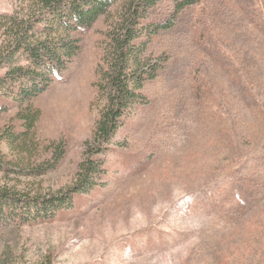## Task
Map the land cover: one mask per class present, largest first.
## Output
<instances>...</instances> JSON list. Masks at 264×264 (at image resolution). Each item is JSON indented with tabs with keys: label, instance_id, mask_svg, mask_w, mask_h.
Here are the masks:
<instances>
[{
	"label": "rangeland",
	"instance_id": "374dc122",
	"mask_svg": "<svg viewBox=\"0 0 264 264\" xmlns=\"http://www.w3.org/2000/svg\"><path fill=\"white\" fill-rule=\"evenodd\" d=\"M124 2L64 31L74 53L23 99L4 79L30 63L21 50L8 59L7 40L10 17L35 16V4L0 0V138H15L1 143L0 185L62 195L76 181L95 149ZM147 23L161 27L137 36L135 55L156 75L138 89L145 102L90 154L103 171L97 186L49 219L32 212L0 225V264H264V0L179 11L160 0ZM36 110L28 132L22 114Z\"/></svg>",
	"mask_w": 264,
	"mask_h": 264
},
{
	"label": "trees",
	"instance_id": "16d2710c",
	"mask_svg": "<svg viewBox=\"0 0 264 264\" xmlns=\"http://www.w3.org/2000/svg\"><path fill=\"white\" fill-rule=\"evenodd\" d=\"M35 4L33 14H25L19 18L11 16L8 35V59H13L21 50L29 61L28 66H15L10 69L5 81L9 89H19V95L26 99L44 90L51 81V75L61 71L65 66V57L74 51L71 43L66 42L64 31L69 29L90 28L97 19L118 0H31ZM160 0H125L120 19L114 28L112 38L110 67L105 74L108 84L107 103L103 108L94 130L93 146H89L87 159L80 164V172L76 181L62 195L32 194L27 190H17L13 186L0 185V225L8 222H24V216L34 213L36 220H46L58 211L66 209V203H74V197L80 193H88L97 186V178L103 171L97 160L90 154L99 153L103 144L113 136L127 119L129 107L134 102L143 104L144 95L138 92L143 82L156 75V67L146 65L135 55L134 40L138 35L153 33L161 27L146 22V16ZM200 0H173L175 11L185 6L198 3ZM26 18V19H24ZM148 21V20H147ZM39 23H47L38 26ZM48 25L53 27L48 30ZM164 27V26H162ZM39 34V36H37ZM132 60V64H131ZM135 66L133 69L132 67ZM23 80L19 84L12 77ZM39 111H27L22 114L28 126V132L35 130ZM28 132L26 135H28ZM7 130L0 138V173L7 171L6 157L2 152L3 140H15ZM25 135V136H26ZM68 204V205H69Z\"/></svg>",
	"mask_w": 264,
	"mask_h": 264
}]
</instances>
